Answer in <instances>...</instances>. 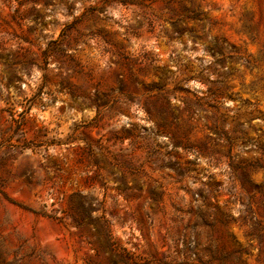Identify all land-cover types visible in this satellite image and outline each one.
<instances>
[{
	"label": "rangeland",
	"instance_id": "374dc122",
	"mask_svg": "<svg viewBox=\"0 0 264 264\" xmlns=\"http://www.w3.org/2000/svg\"><path fill=\"white\" fill-rule=\"evenodd\" d=\"M263 147L264 0H0V264H264Z\"/></svg>",
	"mask_w": 264,
	"mask_h": 264
},
{
	"label": "trees",
	"instance_id": "16d2710c",
	"mask_svg": "<svg viewBox=\"0 0 264 264\" xmlns=\"http://www.w3.org/2000/svg\"><path fill=\"white\" fill-rule=\"evenodd\" d=\"M112 0H104L105 3H109L111 2ZM96 10V7H91L90 8V11H95ZM198 15V12L197 11H194L192 10V14H191V17H195ZM188 72L192 73L193 72V69H188ZM191 77V76H189ZM175 90H182V91H185V92H190V90L188 89V87H184V86H179V85H176L174 87ZM201 98H196L195 99V104L198 105V106H201L202 103H201ZM167 118V117H166ZM216 133H217V136L220 138V139H225L226 143L228 144V147H229V150L232 148V142L233 140H235L236 138L235 137H232L224 128H222L221 126H218V125H215L213 128H212ZM244 143H250L251 141L249 139H244L243 140ZM260 148V147H259ZM264 149V147L262 148Z\"/></svg>",
	"mask_w": 264,
	"mask_h": 264
}]
</instances>
